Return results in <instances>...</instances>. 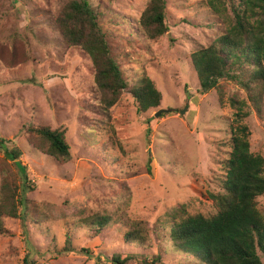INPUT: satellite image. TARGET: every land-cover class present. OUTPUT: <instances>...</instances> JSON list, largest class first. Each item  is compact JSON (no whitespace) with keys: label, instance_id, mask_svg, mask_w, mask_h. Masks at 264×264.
Here are the masks:
<instances>
[{"label":"rangeland","instance_id":"rangeland-1","mask_svg":"<svg viewBox=\"0 0 264 264\" xmlns=\"http://www.w3.org/2000/svg\"><path fill=\"white\" fill-rule=\"evenodd\" d=\"M68 1L0 0V139L4 147L21 149L34 187L25 196L47 215L40 224L32 218L25 224L22 219L2 221L0 264H114L117 252L144 253L147 264L159 255L156 264H190L154 228L181 206L190 215L217 212L199 196L219 189V163L227 151L220 146L236 118L229 99L246 100V94L228 81H221L223 106L216 90L200 94L191 55L227 30L231 15L215 16L202 0H167L169 32L149 40L137 24L149 0H88L101 13L112 56L122 70L129 71L130 80L149 75L163 97L158 109L141 115L125 91L107 117L95 93L90 57L66 45L57 28ZM25 51L29 59L19 65ZM160 110L171 112L156 117ZM248 110L251 149L264 157V104L260 114L251 106ZM42 126L67 129L68 163L28 142V129ZM258 208L264 214V196ZM98 214L143 221L152 247L125 244L112 229L95 237L81 222ZM68 234L75 251L60 254ZM130 264L144 263L139 258Z\"/></svg>","mask_w":264,"mask_h":264},{"label":"trees","instance_id":"trees-1","mask_svg":"<svg viewBox=\"0 0 264 264\" xmlns=\"http://www.w3.org/2000/svg\"><path fill=\"white\" fill-rule=\"evenodd\" d=\"M201 4L215 16L222 18L230 14L232 23L211 45H200L191 55L199 92L205 95L216 90L223 106L225 92L221 81H228L244 91L246 100L229 99L236 118L230 125V137L220 146L227 151L219 163L222 173L218 178L219 189L199 196L215 207L216 214L211 217L190 215L186 207L181 206L156 225L154 232L167 237L174 252L184 256L190 264H264V214L258 208V199L264 196V157L252 151L251 131L245 123L250 106L260 114L264 104V0H202ZM167 10V0L148 1L137 24L149 40H157L169 32ZM56 24L66 45L80 48L90 57L95 93L105 116L109 117V112L119 105L125 91L132 95L138 114H147L161 106L163 97L155 81L149 75L130 80L129 71H123L112 56L101 26V13L88 0L68 1ZM19 58L18 64H24L29 53L25 51ZM26 136L35 149L59 163L72 159L67 129L31 127ZM4 143L5 140L0 139L1 148H5L4 158H0L2 233L5 218L22 219L23 224L30 218L39 224L47 221L40 206L25 196L34 187L21 162V149H9ZM81 224L95 237L112 229L125 244L144 250L152 247L150 230L143 221L128 222L110 214H98L84 218ZM72 251H75L73 239L68 234L65 246L58 253ZM81 251L92 254L88 249ZM142 254L117 252L112 256V263L130 264L141 258L147 264ZM161 260L159 255L151 264Z\"/></svg>","mask_w":264,"mask_h":264},{"label":"water","instance_id":"water-1","mask_svg":"<svg viewBox=\"0 0 264 264\" xmlns=\"http://www.w3.org/2000/svg\"><path fill=\"white\" fill-rule=\"evenodd\" d=\"M170 112H171V111L160 110V111H158V112L155 114V116H156V117H159V116H161L162 114H167V113H170ZM183 112H184V111L181 112V115L183 114Z\"/></svg>","mask_w":264,"mask_h":264}]
</instances>
